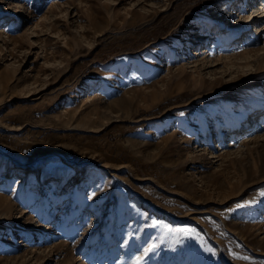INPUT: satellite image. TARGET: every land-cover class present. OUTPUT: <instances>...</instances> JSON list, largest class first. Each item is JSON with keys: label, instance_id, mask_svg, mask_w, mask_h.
<instances>
[{"label": "rangeland", "instance_id": "obj_1", "mask_svg": "<svg viewBox=\"0 0 264 264\" xmlns=\"http://www.w3.org/2000/svg\"><path fill=\"white\" fill-rule=\"evenodd\" d=\"M263 112L264 0H0V264H264Z\"/></svg>", "mask_w": 264, "mask_h": 264}, {"label": "bare ground", "instance_id": "obj_2", "mask_svg": "<svg viewBox=\"0 0 264 264\" xmlns=\"http://www.w3.org/2000/svg\"><path fill=\"white\" fill-rule=\"evenodd\" d=\"M221 7V6H220ZM219 7V8H220ZM243 8L245 7V5L244 6H242ZM221 9V8H220ZM257 11V10H256ZM256 11L254 12V13H256ZM222 12L223 11H219V13L220 14H222ZM261 13V12H260ZM218 14V13H217ZM253 15L254 14H252V19H250L249 20V23H252V21L253 20H255V19H257V17H258V15L259 14H256V16L255 17H253ZM248 22V21H247ZM249 23H247V25L248 26H250V24ZM231 25V24H230ZM256 31H258V28H256ZM206 32L207 31H201V33H200V36L199 37H197L198 38V40H204V39H206L207 38V34H206ZM253 32V31H252ZM252 32H250V33H248L247 35H248V38H255V37H253V33ZM214 34H216V33H212V34H210V35H214ZM254 40V39H253ZM210 52V53H209ZM200 53V55L203 57L202 59L203 60H205L207 57H209V56H212L214 59H215V56H217V55H213V53H212V51H210L209 49L208 50H203V51H200L199 52ZM206 53H208V54H206ZM198 54V53H197ZM219 59H215V61H218ZM212 61H214V60H212ZM211 60H210V63L212 62ZM216 65V64H215ZM253 121H254V127H257V129L258 128H260V127H262L263 125H264V112L263 113H259L254 119H253ZM253 121L252 122H250V124L251 123H253ZM236 140V139H235ZM238 141V140H237Z\"/></svg>", "mask_w": 264, "mask_h": 264}, {"label": "snow or ice", "instance_id": "obj_3", "mask_svg": "<svg viewBox=\"0 0 264 264\" xmlns=\"http://www.w3.org/2000/svg\"><path fill=\"white\" fill-rule=\"evenodd\" d=\"M138 260L140 259V258H137Z\"/></svg>", "mask_w": 264, "mask_h": 264}]
</instances>
